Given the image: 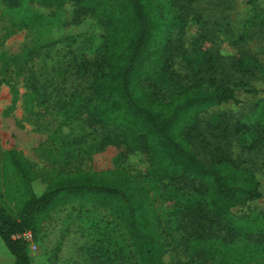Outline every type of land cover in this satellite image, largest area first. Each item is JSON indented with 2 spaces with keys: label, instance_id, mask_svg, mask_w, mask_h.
Masks as SVG:
<instances>
[{
  "label": "trees",
  "instance_id": "16d2710c",
  "mask_svg": "<svg viewBox=\"0 0 264 264\" xmlns=\"http://www.w3.org/2000/svg\"><path fill=\"white\" fill-rule=\"evenodd\" d=\"M32 1L58 9L72 1L77 18L90 14L103 26L92 58L80 61L81 76L94 75L91 94L76 92L68 104L78 103L90 127L107 131V145L141 153L150 165L151 184L125 169L56 168L43 177L23 153L6 150L3 166L15 181L0 192V239L14 264H36L22 235H35L56 208L77 198L112 210L139 264H168L159 205L173 209L182 244L192 245L198 256L211 245L220 221L241 234L254 231L250 217L230 212L264 197V186L222 142L241 133L254 134L255 144L264 142V99L253 125L232 124L222 114L204 120L200 114L238 101L221 75L264 78V64L245 51L223 56L202 45L188 48L186 13L198 0H0V13L42 20L29 7ZM163 1L173 15L164 12ZM175 57L183 61L185 74L173 67Z\"/></svg>",
  "mask_w": 264,
  "mask_h": 264
},
{
  "label": "rangeland",
  "instance_id": "374dc122",
  "mask_svg": "<svg viewBox=\"0 0 264 264\" xmlns=\"http://www.w3.org/2000/svg\"><path fill=\"white\" fill-rule=\"evenodd\" d=\"M161 4L166 14H174L167 1ZM28 5L42 20L0 13V192L6 193L15 181L3 166L5 151L12 148L23 153L43 177L56 168L125 169L150 185V165L141 153L125 154L107 145V131L90 127L78 103L68 104L76 92L91 94L94 75L81 76L80 61L92 58L103 26L90 14L77 18L72 1L60 9L36 1ZM189 12L188 48L202 45L223 56L245 51L264 64V0H198ZM174 61L173 67L185 74L181 58ZM220 77L235 88L238 101L212 107L200 114L202 119L222 114L232 124H255L257 106L264 99V78L248 79L230 71ZM252 135L237 134L222 145L238 163L252 168L264 186V142L255 144ZM172 211L158 207L168 241L164 256L168 264L264 261V197L230 212L237 218L250 217L254 231L241 234L220 221L202 256L192 245L182 244L183 234L176 229ZM30 254L36 264H139L112 210L80 198L56 208L32 234ZM14 260L0 239V264H14Z\"/></svg>",
  "mask_w": 264,
  "mask_h": 264
},
{
  "label": "built area",
  "instance_id": "2783aa9c",
  "mask_svg": "<svg viewBox=\"0 0 264 264\" xmlns=\"http://www.w3.org/2000/svg\"><path fill=\"white\" fill-rule=\"evenodd\" d=\"M22 236L25 237L30 243L32 242V234H31V232H26Z\"/></svg>",
  "mask_w": 264,
  "mask_h": 264
}]
</instances>
